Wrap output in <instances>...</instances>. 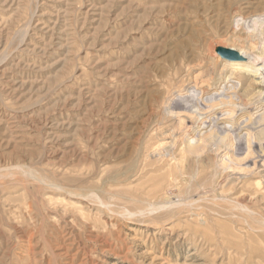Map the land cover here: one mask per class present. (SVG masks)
<instances>
[{"label":"rangeland","instance_id":"rangeland-1","mask_svg":"<svg viewBox=\"0 0 264 264\" xmlns=\"http://www.w3.org/2000/svg\"><path fill=\"white\" fill-rule=\"evenodd\" d=\"M243 17L264 0H0V264H264V168L195 125ZM237 52L226 100L264 74Z\"/></svg>","mask_w":264,"mask_h":264},{"label":"bare ground","instance_id":"bare-ground-1","mask_svg":"<svg viewBox=\"0 0 264 264\" xmlns=\"http://www.w3.org/2000/svg\"><path fill=\"white\" fill-rule=\"evenodd\" d=\"M247 20L250 21L247 22ZM257 26L263 27L264 20H259V23L253 20L252 17H243L242 21L233 20L232 22V20H230L227 32L228 38L226 40L231 42V44H229L231 48L243 54L253 56L254 60L260 65L264 64V49L262 53L258 52V49L264 44V38H261L264 34L260 35L258 41H251L248 39L249 33H247L250 29H257ZM258 42L261 43V45ZM238 65L239 63H230L225 59L215 61L212 72L209 73L210 81L199 79L200 83L196 84L197 86L201 85L199 87L204 97H206V95L211 96L212 93H221V91L223 93L220 95L222 99L219 101V104L206 106V108L204 107L200 120L195 124L196 128L199 129V131L208 130L210 128L211 130H215L218 126L228 124L234 128V131L228 134L230 141L235 142L236 140L237 144L241 145L246 138V153L244 155L240 154L242 156L234 155L232 157L230 154V164L226 166L231 169L229 172H245V170L255 169L260 166L264 168V74H254L250 76L248 80H246L247 77H245L243 73L238 74L239 84H241L242 89L237 90L238 86L236 87V85H233L234 93H229L228 99L226 100V96L225 99L223 97V95L226 94L225 92L228 91L226 74L231 71V73L235 75L237 72L243 71L242 69L236 68ZM246 84H248V87H245ZM198 92L200 91L198 90ZM182 113L183 112L180 111L178 115L182 116L185 112ZM179 116L176 115L175 117ZM231 147H233V145ZM249 162H252V166L246 167V163ZM242 166L246 168H242Z\"/></svg>","mask_w":264,"mask_h":264},{"label":"water","instance_id":"water-1","mask_svg":"<svg viewBox=\"0 0 264 264\" xmlns=\"http://www.w3.org/2000/svg\"><path fill=\"white\" fill-rule=\"evenodd\" d=\"M217 53L223 59H226L229 61H244V58L236 50H233V49L219 47L217 48Z\"/></svg>","mask_w":264,"mask_h":264}]
</instances>
